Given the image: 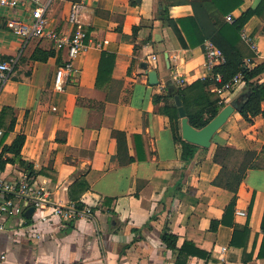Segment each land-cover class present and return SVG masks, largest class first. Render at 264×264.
I'll return each instance as SVG.
<instances>
[{
	"label": "crops",
	"instance_id": "crops-1",
	"mask_svg": "<svg viewBox=\"0 0 264 264\" xmlns=\"http://www.w3.org/2000/svg\"><path fill=\"white\" fill-rule=\"evenodd\" d=\"M260 1L241 0L228 15L211 0L56 1L50 18L57 30L66 35L83 30L88 37L85 50L74 61L76 71L65 78L61 90L54 88V75L66 61L67 48L55 49L38 39L26 43L3 25L7 17L24 19V12H3L0 61L14 58L17 63L0 84V112L4 106L13 108L16 123L0 152L23 134L20 158L32 166V177L48 190L54 204L72 203L70 188L82 177L89 188L78 201L92 211L89 217L71 221L50 218L40 223L34 222L35 215L25 221L8 219L6 230L0 232L5 264H176L177 252L162 243L164 231L177 237V249L189 243L206 254L189 256L186 264H264L259 256L264 117L247 122L235 111L213 136L210 147H199L188 162L169 118L153 101L155 95L168 94L169 82L174 88L185 87L211 76L204 52L207 41L190 46L178 25L184 47L162 18L164 9L169 19L178 20L194 16L192 4H204L210 16L203 11V21L221 28ZM73 3L83 6L75 26L66 22ZM240 36L241 46L252 54L244 61L249 67L264 65V9L248 20ZM46 53L52 54L44 61L31 60L32 55L42 59ZM104 53L114 56L111 80L105 78L97 87ZM143 62L157 72V85L149 84ZM257 80L263 84L264 73ZM249 92L243 81L222 95V106ZM218 145L236 151L225 159L224 179L239 174L244 152H256L255 166L244 172L227 221L222 218L235 194L213 183L222 174V166L214 161ZM20 169L8 163L0 173L12 178ZM24 222L33 234H40L39 239L22 233ZM212 222L219 225L214 228Z\"/></svg>",
	"mask_w": 264,
	"mask_h": 264
},
{
	"label": "trees",
	"instance_id": "trees-1",
	"mask_svg": "<svg viewBox=\"0 0 264 264\" xmlns=\"http://www.w3.org/2000/svg\"><path fill=\"white\" fill-rule=\"evenodd\" d=\"M211 2L223 15H228L241 4V0H211ZM192 7L194 10V16L192 18L178 20L169 19L166 9L162 12V18L165 19L172 30L178 35V38L184 47H187L186 41L190 46L210 41L215 47L222 51L225 62L221 65L215 66L211 70V76L209 78L197 80L185 87H176L174 88V93L172 95L166 93L165 95H155L153 97L154 103L160 106V112L169 118L174 139L181 144L182 157L188 162L193 159L195 153L199 149V146L188 143L181 138L180 119L177 107L174 103V95H178L180 98L189 124L196 129H200L213 119L224 107L218 104L219 97L217 94L212 92V89L214 87H220L222 84L229 82L235 75L241 73L243 80L249 87L250 94L244 102L242 109L238 113L247 122H251L252 118L258 115L264 117V109L262 108V102H264V83L260 84L257 80V78L264 73V65L249 67L245 64V57H252V54H247L248 49L246 48V50L241 46L242 39L240 36L241 30L248 20L254 15L261 14V11L264 9V0H261L255 8H250L245 11L238 19L233 21L231 25L224 23L221 28H217L214 24V26L210 27L209 24L203 21L201 16L203 11L208 15V18L210 16L207 13L206 6L204 4H192ZM178 25H180L185 32L186 41L181 37ZM51 54L52 53H46L45 57L42 59L36 55H32L31 60L44 61ZM113 61V55L105 53L102 54L96 80L97 87L100 86L105 78H109V80H111L110 72ZM216 74H220L222 76L221 83L214 81L213 76ZM15 123L16 114L14 109L9 106L2 107L0 112V128L3 130V135L0 140V147L8 135L13 132ZM117 135L121 134L118 133ZM24 140L25 136L23 134H18L11 145L2 147L0 152V171L4 169L6 164L12 163L18 164L19 167L26 170L30 176L35 174L32 170V166L26 164L20 158V150L24 144ZM235 152L236 151L229 146L218 145L214 154V161L218 162L222 166V174H220V176H218L213 183L235 194L232 201L226 207L222 221H227V215H229L234 208L236 192L240 182L242 181L244 172L248 168H253L255 166V162L253 160L256 156V152H244L245 156L239 168V174L235 173L231 178L229 177L228 179H224L227 172L225 159ZM261 153L264 154V144L262 146ZM88 188L89 186L86 183L85 178L81 177V179L75 181L70 188L69 194L72 202L78 203V196H81L86 190H88ZM79 206L81 207V205ZM218 225V222H212V227L216 228ZM261 229L263 233V243L259 256H261L260 258H264V256H262L264 255V213ZM161 240L167 249L177 252L178 257L176 259V264H186L188 257L192 255L206 257V254L195 250L189 243H184L177 249V237L167 231L162 233Z\"/></svg>",
	"mask_w": 264,
	"mask_h": 264
},
{
	"label": "built area",
	"instance_id": "built-area-1",
	"mask_svg": "<svg viewBox=\"0 0 264 264\" xmlns=\"http://www.w3.org/2000/svg\"><path fill=\"white\" fill-rule=\"evenodd\" d=\"M56 1L59 0H0V18L6 10L15 11L21 9L25 15L24 19L7 17L3 21L4 27L14 36L22 38L26 43L32 39H38L50 42L55 49H61L64 46L67 48L66 61L63 66L56 70L54 75V88L61 90L65 78L76 71L74 61L85 50L88 37L83 30H77L71 35H66L57 30L56 24L50 18V11ZM82 9L83 6L81 4L73 3L70 6L66 22L71 26H75L78 23V17ZM227 20L231 22V16H228ZM242 38L247 41L244 36ZM204 52L206 66L210 71L215 66L225 62L222 51L210 41L205 42ZM153 59L156 60L155 57ZM16 63L17 59L14 58L0 61L1 85L7 81ZM245 64L249 66L248 61H245ZM213 79L217 83L222 82L220 74L213 76ZM243 81V76L239 73L229 82L222 84L220 87H214L212 92L218 95V104L222 106L224 104L222 95L235 89ZM180 83L182 82L180 81ZM2 135L3 130L0 128V140ZM78 203L54 204L48 190L23 169H20L12 178H7L0 173V232L6 230V221L8 219L18 217L25 221V218L27 219L28 217L24 213L28 208L34 209L31 217L35 215L33 217L34 222L40 223H45L50 218L71 221L89 217L92 212L91 208L82 205L81 202ZM237 215L245 216L246 213L237 211ZM20 229L27 236L33 234L31 226L25 222L20 225ZM33 237L39 239L40 234L34 233ZM5 261L6 255L0 253V264H5Z\"/></svg>",
	"mask_w": 264,
	"mask_h": 264
},
{
	"label": "water",
	"instance_id": "water-1",
	"mask_svg": "<svg viewBox=\"0 0 264 264\" xmlns=\"http://www.w3.org/2000/svg\"><path fill=\"white\" fill-rule=\"evenodd\" d=\"M165 59L167 64L169 65L167 60L168 59L167 54H165ZM141 67L144 70V73L148 77L149 84L151 86L157 85L159 82L157 72L154 69L149 70L148 64L146 62L141 63ZM166 87L168 90L167 91L168 94L172 95L174 93L173 83L169 82ZM249 94L250 92L245 93L239 96L229 105L223 107L213 119H211L204 127L200 129H196L189 124L188 118L186 117V113L184 107L182 106V102L180 98L178 97V95H174L173 99L177 107L178 116L180 119V134L182 140L197 145L199 147H203V148L210 147L213 136L221 129V127L226 123L228 118L235 111L240 112ZM33 211H34L33 208H28L25 211L24 215L26 217H30L32 216Z\"/></svg>",
	"mask_w": 264,
	"mask_h": 264
}]
</instances>
